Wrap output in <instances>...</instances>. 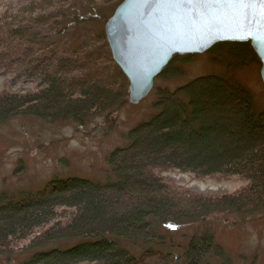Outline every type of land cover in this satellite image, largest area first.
<instances>
[{
	"label": "trees",
	"instance_id": "16d2710c",
	"mask_svg": "<svg viewBox=\"0 0 264 264\" xmlns=\"http://www.w3.org/2000/svg\"><path fill=\"white\" fill-rule=\"evenodd\" d=\"M11 1L0 10V59L2 69L15 72L0 92V126L20 117L82 125L127 103L128 83L103 31L123 0ZM72 33L78 34L75 53L61 41ZM206 55L228 71L260 65L248 43H221ZM195 57L175 56L156 79L179 80ZM21 81L31 88L13 90ZM152 108L156 113L106 157V183L53 179L37 191L1 192L0 255L21 242L32 251L87 239L18 264H233L207 220L264 211V111L255 109L244 86L221 75L158 88ZM172 173L236 178L245 186L199 195L176 187L166 177ZM189 227L197 230L181 235L179 244L187 245L179 255L154 248L173 237L171 230Z\"/></svg>",
	"mask_w": 264,
	"mask_h": 264
},
{
	"label": "rangeland",
	"instance_id": "374dc122",
	"mask_svg": "<svg viewBox=\"0 0 264 264\" xmlns=\"http://www.w3.org/2000/svg\"><path fill=\"white\" fill-rule=\"evenodd\" d=\"M11 2V0H0V10ZM69 35H64L61 41L68 40L69 42L63 45L64 50L75 53L77 44L74 41L78 39V34L72 33L71 38ZM2 65L0 59V92L5 90L12 79V72L13 74L15 72V70L7 72V69H2ZM184 69L185 74L179 80L172 82L154 80L149 95L137 105H131L127 101L119 109L87 120L82 125L68 122L47 125L30 117L16 118L1 125L0 193L37 191L53 179L79 178L99 184L106 183L107 170H109L106 157L110 152L124 145L126 132L156 113L152 103L155 101L158 88L172 90L206 75L231 77L250 92L255 109L264 111V88L259 75L260 65L252 64L242 70L228 71L221 65L212 64L209 56L203 54L196 55L193 62ZM20 88L31 87L21 81L13 90ZM166 177L173 181L176 187L205 196L233 194L245 186L243 181L230 177L196 179L177 173L167 174ZM208 225L217 243L231 256L233 264H264V211L254 215L214 214L207 220ZM179 229L171 230L173 237L165 244L154 248L173 256L179 255L187 245V242L180 245L179 238L181 235H190L197 230V227ZM61 242L32 251L26 249L27 242H21L14 246L10 255H0V264H18L36 252L69 249L86 243L87 239ZM130 248H134L135 252L139 251L137 247Z\"/></svg>",
	"mask_w": 264,
	"mask_h": 264
},
{
	"label": "water",
	"instance_id": "95a60500",
	"mask_svg": "<svg viewBox=\"0 0 264 264\" xmlns=\"http://www.w3.org/2000/svg\"><path fill=\"white\" fill-rule=\"evenodd\" d=\"M227 7L242 11L239 5ZM151 8L142 0H123L103 24L112 61L128 82L129 104L137 105L149 95L154 80L175 56L203 55L221 43L250 45L264 88V25H231L224 19L223 5L161 3Z\"/></svg>",
	"mask_w": 264,
	"mask_h": 264
},
{
	"label": "snow or ice",
	"instance_id": "6c2138e0",
	"mask_svg": "<svg viewBox=\"0 0 264 264\" xmlns=\"http://www.w3.org/2000/svg\"><path fill=\"white\" fill-rule=\"evenodd\" d=\"M142 3L148 7L149 11L152 10V5H159L161 3H170L175 5H190V4H212L223 5L224 19L231 25L246 27L251 22L255 21L258 24L264 25V0H142ZM239 5L242 6V11L230 9L227 6ZM249 9H254V12H249ZM220 12L221 9H216ZM264 42V36L261 41Z\"/></svg>",
	"mask_w": 264,
	"mask_h": 264
}]
</instances>
